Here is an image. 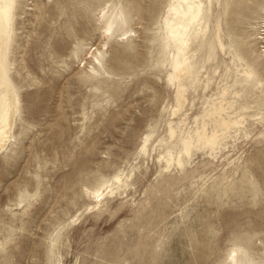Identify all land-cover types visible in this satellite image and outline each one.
Segmentation results:
<instances>
[{"label": "rangeland", "instance_id": "374dc122", "mask_svg": "<svg viewBox=\"0 0 264 264\" xmlns=\"http://www.w3.org/2000/svg\"><path fill=\"white\" fill-rule=\"evenodd\" d=\"M170 3L13 7L0 264H264V0H203L183 50L167 45ZM101 8L121 25L98 24ZM106 31L100 64L82 61Z\"/></svg>", "mask_w": 264, "mask_h": 264}, {"label": "bare ground", "instance_id": "6f19581e", "mask_svg": "<svg viewBox=\"0 0 264 264\" xmlns=\"http://www.w3.org/2000/svg\"><path fill=\"white\" fill-rule=\"evenodd\" d=\"M19 0H0V78L3 77L5 72V54H4V40L6 38L8 27L11 22V11L13 7L18 3ZM209 12V8L205 6L203 0H171L170 6L168 8L167 14L168 18L165 20L164 29L166 30V41L167 45L170 48H175L179 50H183L188 46L189 37L195 34L196 29L201 26L204 22L206 14ZM96 22L98 24H107L109 22V28L113 25L120 26L122 23L121 14L110 16L106 9L101 8L96 15ZM101 39L99 42V46L92 49L89 48L85 52V58L82 61L87 62L88 64H100V59L98 55H101V52L104 50L108 51L107 44L105 40L110 38L112 34L106 32L101 33ZM121 37V41H128L129 37L126 34L119 35ZM98 53V55H97ZM102 56V55H101ZM92 69H94L92 67ZM179 78H182L185 75L184 67L178 69ZM221 118V116H220ZM4 122L7 119L4 117ZM235 124V123H234ZM223 127L229 126V123L225 122L222 124ZM10 137L9 128L5 126V129H0V148H2L7 140ZM174 131L171 130L170 138H174ZM216 138V133L211 137H208L207 140L210 144L213 143ZM186 147H189V143H185ZM167 165L170 164L169 160L164 161ZM178 164H181V160H178ZM116 182L118 185L124 184V179L119 177L116 178ZM84 193L87 197H91L92 195L97 194V197H101L103 199L109 193H104V189L99 193L98 190L91 191L89 189L84 190ZM98 198L96 199V203L98 202ZM98 205V204H97ZM94 207V206H93ZM247 261L246 255H239L235 253L232 257L231 262L233 264H240Z\"/></svg>", "mask_w": 264, "mask_h": 264}]
</instances>
